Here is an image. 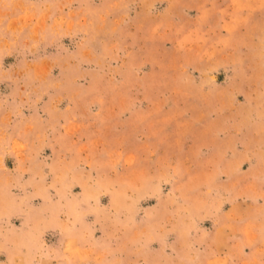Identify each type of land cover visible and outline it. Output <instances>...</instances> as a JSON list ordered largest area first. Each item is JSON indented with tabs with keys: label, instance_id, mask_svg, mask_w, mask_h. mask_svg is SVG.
Returning a JSON list of instances; mask_svg holds the SVG:
<instances>
[{
	"label": "rangeland",
	"instance_id": "rangeland-1",
	"mask_svg": "<svg viewBox=\"0 0 264 264\" xmlns=\"http://www.w3.org/2000/svg\"><path fill=\"white\" fill-rule=\"evenodd\" d=\"M0 264H264V0H0Z\"/></svg>",
	"mask_w": 264,
	"mask_h": 264
}]
</instances>
